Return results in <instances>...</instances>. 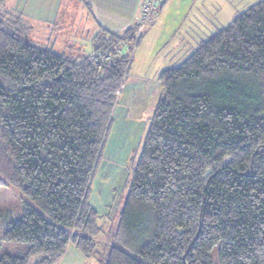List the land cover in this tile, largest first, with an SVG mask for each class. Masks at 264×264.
I'll use <instances>...</instances> for the list:
<instances>
[{"label": "trees", "instance_id": "trees-1", "mask_svg": "<svg viewBox=\"0 0 264 264\" xmlns=\"http://www.w3.org/2000/svg\"><path fill=\"white\" fill-rule=\"evenodd\" d=\"M4 3L0 187L23 200L16 218L0 211V246L26 248L3 252L0 264H54L69 243L98 264H213L215 247L217 264H264V0L160 71L126 197L107 229L90 190L135 27L95 34L90 49L109 60L93 66L77 47L59 54L31 43L30 22Z\"/></svg>", "mask_w": 264, "mask_h": 264}, {"label": "rangeland", "instance_id": "rangeland-1", "mask_svg": "<svg viewBox=\"0 0 264 264\" xmlns=\"http://www.w3.org/2000/svg\"><path fill=\"white\" fill-rule=\"evenodd\" d=\"M9 1L5 0V4ZM67 3L68 0L63 1V9L66 8ZM243 4L245 5L246 3L244 1L242 3L238 2V6H236L238 13L241 12ZM67 16L63 15V18L65 19ZM226 24L222 23L221 26ZM150 25L143 29L142 34L136 39L129 52L132 55L130 69L120 90L117 104L114 107L112 123L91 185L89 200L97 211L98 216L101 217V222L104 223L105 229H107L106 227H108L110 220L115 219L117 207L122 205L126 197L128 191L127 181L132 167L135 166L140 155L142 140L147 132L149 119L154 113L159 98L160 82L158 75L162 68L164 69L173 64L169 63V65L165 66L161 63L164 56H166V49L163 47L162 50V46H164L163 43L169 37L166 38L165 33L162 35L151 34L149 32ZM132 26L136 30V24ZM75 28L76 26L73 28V24L69 22L66 31L59 33L58 31L38 30L33 26L28 38L32 43L36 40L34 36L39 37L38 41L42 46H47L59 54L70 51L77 52L78 50L68 51L66 49V45L70 46L71 44L73 47H79L81 52L86 54L89 51V45L86 41L73 39L70 35L73 34L72 31ZM168 40L167 49L170 50L171 42H177V40ZM123 52L126 53V50L124 49ZM169 56L170 58L173 57L172 54ZM169 56L165 58L166 61H170ZM176 59L177 57L173 61ZM2 189L3 187L1 186L0 211L2 213H11L15 218L18 217L21 212L20 208L23 198L18 195L11 196L10 192L6 193V190ZM105 235L106 233L99 236L98 239L103 241ZM25 248L26 244L23 243H3L0 246V254L3 252L21 253ZM212 259L213 264H217L216 247L212 251Z\"/></svg>", "mask_w": 264, "mask_h": 264}, {"label": "crops", "instance_id": "crops-1", "mask_svg": "<svg viewBox=\"0 0 264 264\" xmlns=\"http://www.w3.org/2000/svg\"><path fill=\"white\" fill-rule=\"evenodd\" d=\"M63 1L10 0L7 4L4 3V8L19 12L30 22L32 28L34 26L42 31L51 30L61 33L66 31L70 22L73 28L76 26L72 31L73 34H70L72 38L86 41L89 45L92 37L102 29L122 33L135 24L140 16V8L144 0H68L65 9H63ZM242 1L246 4H243L241 12L258 0H165L149 26L151 34L165 33L166 38L177 40V42H171L170 50L167 49L169 40L163 43L162 50L163 47L166 49V56L161 62L162 65L166 66L169 63L174 64L180 61L199 40L205 39L222 23L230 22L238 14L236 9L238 2L242 3ZM63 15H68V20L64 19ZM34 37L36 40L39 39V37ZM72 38L70 39L76 42ZM73 48L72 44L66 45L68 51ZM90 52L89 46L87 54ZM171 54L173 57L170 58ZM168 56L170 61L165 59ZM175 57L177 59L173 61ZM104 237L106 239L108 235ZM54 264L98 263L92 258L83 256L69 243Z\"/></svg>", "mask_w": 264, "mask_h": 264}, {"label": "built area", "instance_id": "built-area-1", "mask_svg": "<svg viewBox=\"0 0 264 264\" xmlns=\"http://www.w3.org/2000/svg\"><path fill=\"white\" fill-rule=\"evenodd\" d=\"M165 0H144L141 4L140 8V16L136 20V39L140 37L142 34V31L145 27L150 25L157 14V12L160 10L161 6ZM89 61L93 66H99L100 64H104L109 60V57L99 52L92 51L90 53Z\"/></svg>", "mask_w": 264, "mask_h": 264}, {"label": "water", "instance_id": "water-1", "mask_svg": "<svg viewBox=\"0 0 264 264\" xmlns=\"http://www.w3.org/2000/svg\"><path fill=\"white\" fill-rule=\"evenodd\" d=\"M26 39H27V38H26V35H24V40H25V42H26Z\"/></svg>", "mask_w": 264, "mask_h": 264}]
</instances>
